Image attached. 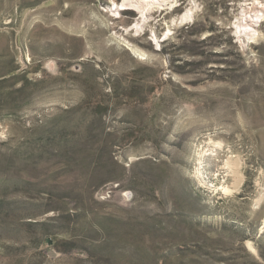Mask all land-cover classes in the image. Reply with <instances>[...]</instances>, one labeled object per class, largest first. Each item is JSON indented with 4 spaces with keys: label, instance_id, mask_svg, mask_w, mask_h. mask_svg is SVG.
<instances>
[{
    "label": "rangeland",
    "instance_id": "rangeland-1",
    "mask_svg": "<svg viewBox=\"0 0 264 264\" xmlns=\"http://www.w3.org/2000/svg\"><path fill=\"white\" fill-rule=\"evenodd\" d=\"M138 1L0 0V264H264V0Z\"/></svg>",
    "mask_w": 264,
    "mask_h": 264
},
{
    "label": "bare ground",
    "instance_id": "bare-ground-1",
    "mask_svg": "<svg viewBox=\"0 0 264 264\" xmlns=\"http://www.w3.org/2000/svg\"><path fill=\"white\" fill-rule=\"evenodd\" d=\"M154 1H158V0H152L151 2H154ZM122 4H132L133 6H135L136 8H138L139 10H140V12H143L144 11V9H145V7H146V5L148 6L149 5V1H138V0H128V2H126V3H122ZM121 6V5H120ZM261 7V6H260ZM188 12V11H187ZM186 12V14L185 15H191L190 14V12L189 13H187ZM258 12V11H257ZM247 12H245V14H246ZM255 13V12H254ZM260 13V14H259ZM264 13L263 12H258V13H256V14H254V15H263ZM245 16V15H244ZM259 17V16H258ZM235 174V173H234ZM224 190H226V189H224Z\"/></svg>",
    "mask_w": 264,
    "mask_h": 264
},
{
    "label": "trees",
    "instance_id": "trees-1",
    "mask_svg": "<svg viewBox=\"0 0 264 264\" xmlns=\"http://www.w3.org/2000/svg\"><path fill=\"white\" fill-rule=\"evenodd\" d=\"M195 25H197V21L193 22L191 25L187 26L186 29L193 28ZM238 55H240V53H238Z\"/></svg>",
    "mask_w": 264,
    "mask_h": 264
}]
</instances>
